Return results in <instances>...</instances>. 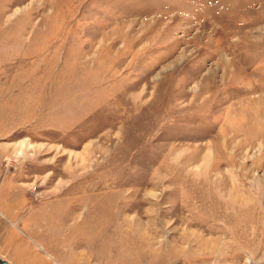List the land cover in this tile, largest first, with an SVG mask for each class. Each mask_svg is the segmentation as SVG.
Instances as JSON below:
<instances>
[{
	"label": "rangeland",
	"instance_id": "obj_1",
	"mask_svg": "<svg viewBox=\"0 0 264 264\" xmlns=\"http://www.w3.org/2000/svg\"><path fill=\"white\" fill-rule=\"evenodd\" d=\"M0 228L24 264H264V0H0Z\"/></svg>",
	"mask_w": 264,
	"mask_h": 264
},
{
	"label": "crops",
	"instance_id": "obj_2",
	"mask_svg": "<svg viewBox=\"0 0 264 264\" xmlns=\"http://www.w3.org/2000/svg\"><path fill=\"white\" fill-rule=\"evenodd\" d=\"M6 232V229L0 228V259H3V261L8 262L9 264H24L23 262H21V258L19 256L16 257V255L14 254L16 251L14 249V246L12 245V242L10 241L8 245L6 244ZM22 250L23 252H26L22 257L27 260L28 263L32 262L34 264H37L35 258H33V256L30 254L31 252H29L26 248H22ZM48 257L50 260H53L55 262V260L53 259L54 257L51 254L48 253Z\"/></svg>",
	"mask_w": 264,
	"mask_h": 264
},
{
	"label": "water",
	"instance_id": "obj_3",
	"mask_svg": "<svg viewBox=\"0 0 264 264\" xmlns=\"http://www.w3.org/2000/svg\"><path fill=\"white\" fill-rule=\"evenodd\" d=\"M0 264H6L5 262H3V260L0 259Z\"/></svg>",
	"mask_w": 264,
	"mask_h": 264
}]
</instances>
